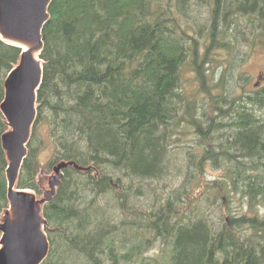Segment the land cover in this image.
<instances>
[{
  "label": "trees",
  "instance_id": "obj_1",
  "mask_svg": "<svg viewBox=\"0 0 264 264\" xmlns=\"http://www.w3.org/2000/svg\"><path fill=\"white\" fill-rule=\"evenodd\" d=\"M208 1L165 0L164 16L151 0H51L42 28L37 119L46 124L54 159L92 164L98 175L64 168L43 208L50 249L41 264H264V215L237 216L222 201L235 194L249 206H264V115L257 113H264V86L244 92L234 105L208 99L211 116L203 104L186 100L184 107L179 91L180 67L189 61L201 91L214 96L218 85L210 84L202 63L212 49L232 45L235 15H254L264 31V0H212L211 9ZM198 2L207 7L209 24L201 54L172 24L174 12L187 15ZM19 51L0 41V101L2 78ZM186 122L207 141L198 159L190 154L198 168L213 160L223 163L224 173L203 185V175L187 168L182 187L164 202L154 197L144 213L132 210L130 197L147 194L144 182L169 173L168 143ZM4 129L0 114V135ZM30 145L17 186L38 192ZM5 164L0 147V211ZM201 192L204 206L196 196ZM105 193L114 200L101 206L96 201ZM157 240L160 254H148Z\"/></svg>",
  "mask_w": 264,
  "mask_h": 264
},
{
  "label": "rangeland",
  "instance_id": "obj_2",
  "mask_svg": "<svg viewBox=\"0 0 264 264\" xmlns=\"http://www.w3.org/2000/svg\"><path fill=\"white\" fill-rule=\"evenodd\" d=\"M212 2V0L208 1L209 9H211L210 6ZM200 5L192 4L191 6L194 7H191V10L189 9L187 11V15H183L181 12H174V14H176V21L172 23L173 26L177 28V32L179 34L180 30L185 33L183 38L186 46L191 47L192 45H194L193 41L197 42L194 46H198L199 54L203 52V44L209 38V32H205L209 28V24L205 20L208 17V9L205 5ZM166 6L167 5L165 0H151L152 9L158 12H164V16H167L168 14L165 10ZM170 6L172 5L170 4ZM235 16V25L233 23L234 27L229 30V35L231 34V36L234 38V42L231 41L232 45L227 49H212V52L209 54V60L205 59L201 66L203 68H206V74H208L210 84L215 83L218 85V88L213 92L214 96L212 98L208 97L204 92L201 91L196 72L194 71L193 65H191L189 61H186L180 67L179 91H181L184 96V107L186 105V100L192 101V103L197 104L198 106L203 104L206 109V113L211 116L214 114V112H212L210 109V100V103L213 100L214 103L217 104L219 99V102L221 104H223L224 102L225 104L231 102L232 105H234V103H239L240 97L241 99H244V92L250 93L252 92L251 90L264 86V31L257 25V20L256 18H254V15ZM204 22H206L207 25L205 26L201 34V30L199 29L201 26L199 25ZM204 32L206 34L205 38ZM190 58L191 53L189 54L188 60H190ZM12 67L13 66H11L10 69L7 70L4 77L2 78V87L4 78L10 72ZM261 75L262 78L260 80L259 77ZM258 81L260 82L259 86L254 87L253 85H255V83ZM221 93H224V95L221 96ZM37 107L36 110H38ZM199 112H201L200 109ZM257 113L260 115H264L263 111H258ZM37 114L34 124L31 127L30 139H32V143H30V147L34 149V180L38 182L39 185V182H41L42 184L45 183L47 175L51 172L52 165L59 160L54 159V148L51 143L52 140L48 135L49 132L47 131L46 124L42 121V119L38 121ZM8 129L9 128L5 126L3 132ZM198 138H201L200 135L198 133L195 134L194 126H189L188 122L183 123L180 127L175 128V135L172 137V141H169L168 143L169 153L167 154L170 160L168 169L169 173L164 174L159 179H151L144 182V185L142 187L143 189L145 188L144 192L147 191V194H141L137 197L136 195L130 197L129 203H133L132 210L138 209L144 213L148 210V208L151 207L148 205V202L151 203L150 200L151 198H153L154 200V197L157 198L156 201H159V203L164 202L165 198L168 195H172V191L182 187L184 180L183 175L186 173L187 168L191 172L200 173L203 175L202 181L200 180L201 184L203 185L205 183L206 185L209 184L210 182H212L211 180L215 178L218 179L224 173L223 163L218 162L217 164H215L213 160H205L202 164V167L198 168L195 159H198L199 157L196 156L198 154H201L204 147L207 145V141L204 142L199 140ZM190 154L194 155L195 159H192L190 157ZM190 160H192V163L189 164ZM6 165L7 162L5 164V167ZM95 175L97 177L98 174ZM122 180L123 185L126 186L127 180L124 178H122ZM136 182L137 181H135V183ZM198 189L199 187H196V185L192 186V190L194 192H196ZM120 191L122 190L119 186L118 192ZM36 193L38 196H40L42 190L39 189V191ZM196 196H198V198L202 200L204 199L203 192L196 193ZM87 197L91 198L90 194H88ZM185 198L187 197L185 196ZM111 200H114L113 195H111V193H105L103 194V196H100V199L96 202L101 206H104V204L106 205L105 201L112 202ZM202 200L200 201V206H204L206 204V202L204 200L202 202ZM222 201L223 205L229 203V207L232 209V214L234 215H254L255 213H258L259 216L264 215V206H249L246 201L240 200L239 197L235 194H233L230 199L224 197ZM124 216L126 217L125 219H127L129 217V214L128 216L121 215V218H123ZM134 216V214L131 215V218H133ZM141 217L144 216L141 215ZM211 218L214 219L216 218V216L212 215ZM245 232H247V230ZM159 244V240L155 241L147 253L157 255L160 254Z\"/></svg>",
  "mask_w": 264,
  "mask_h": 264
},
{
  "label": "water",
  "instance_id": "obj_3",
  "mask_svg": "<svg viewBox=\"0 0 264 264\" xmlns=\"http://www.w3.org/2000/svg\"><path fill=\"white\" fill-rule=\"evenodd\" d=\"M50 2L0 0V40L20 48L17 62L4 78V97L0 102L4 123L9 128L0 136L7 162V207L0 212V264H41L50 248L45 232L49 223L43 215V206L53 200L64 177V168L95 170L92 165L81 166L62 159L52 165L44 184L37 182L42 190L40 196L34 190L16 187L26 154L25 144L37 114V90L42 80V28L50 16Z\"/></svg>",
  "mask_w": 264,
  "mask_h": 264
},
{
  "label": "bare ground",
  "instance_id": "obj_4",
  "mask_svg": "<svg viewBox=\"0 0 264 264\" xmlns=\"http://www.w3.org/2000/svg\"><path fill=\"white\" fill-rule=\"evenodd\" d=\"M49 12V11H48ZM44 26V25H43ZM203 32V31H202ZM41 59V58H40ZM41 61H42V59H41ZM43 61H42V64H41V72L43 73ZM172 95V94H171ZM4 97V96H3ZM177 98V97H176ZM2 100H3V98H2ZM178 101V100H177ZM170 102V101H169ZM0 114H1V116H2V120H3V122H4V118H3V114H2V112L0 111ZM31 137H29V139L27 140V142H26V144H25V150H26V154H25V157H24V159L26 158V156L28 155V152H29V145H30V143H31V139H30ZM27 149H28V152H27ZM260 153V152H259ZM228 158V157H227ZM80 165V164H79ZM92 165V164H91ZM82 166V165H81ZM88 166V165H87ZM93 166V165H92ZM71 167V166H70ZM94 167V166H93ZM73 168V167H72ZM95 168V167H94ZM251 168V167H250ZM74 169V168H73ZM96 169V168H95ZM76 170V169H75Z\"/></svg>",
  "mask_w": 264,
  "mask_h": 264
}]
</instances>
